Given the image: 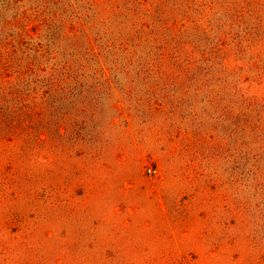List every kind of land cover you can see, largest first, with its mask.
<instances>
[{
	"label": "trees",
	"instance_id": "trees-1",
	"mask_svg": "<svg viewBox=\"0 0 264 264\" xmlns=\"http://www.w3.org/2000/svg\"><path fill=\"white\" fill-rule=\"evenodd\" d=\"M75 1L78 7L71 0H0V145L7 138L9 143L14 141V145H10L12 150L15 147L27 151L37 145L41 152L37 157L49 162L47 166L40 163L29 175L23 167H18L12 175V184L1 186L16 190L14 186L18 188L20 181H26L27 185L21 184L22 190L28 191L23 195L37 191L42 198H39L41 201L31 197L22 199L23 209L14 210L17 217L25 215L32 207L38 213L39 224L62 228L65 240H69L58 247H43L37 253L38 261L30 262L26 254H16L14 261L20 259L18 264H58L61 259H64L62 264H200L188 259L184 239L175 246L168 237L170 232L179 231L183 225L165 226L152 199L123 191L126 182H152L145 173V159L137 156L141 151L133 147L128 135L125 136L126 129L115 123V118L123 116L122 121L128 124L126 128L134 118L137 128L161 124L160 130L169 142L175 132L176 137H184L183 140L187 135L193 136L189 146L196 149L194 155L201 154L202 161L209 160L206 168H212L215 165L212 160L222 157L219 150L222 144H216L212 149L217 151L210 152L209 145L200 140L203 133L209 132L210 122L202 120L199 127H195L193 121L201 120L207 110L195 115L192 106L201 99L216 109L214 104L221 98L223 87L233 89L237 73L218 60L229 54L232 45L236 47L252 35L251 20H258L257 26L264 27V0H210L208 13H213V17L205 21L207 26L196 20V14L191 13L194 8L190 10L187 0H177L172 7L170 0ZM86 9L89 13H85ZM203 10L200 18L205 14ZM36 13L39 15L33 17ZM104 14L109 25L107 27L104 22L100 30L96 18ZM32 17L47 28L46 34L39 33L41 41L45 42L34 44L28 35L26 24L31 23ZM154 41L159 42L157 47L151 45ZM190 43L197 49L202 46L200 43L203 44L206 64L205 61L193 64L190 60L183 61L184 47ZM239 51L241 56L253 60L252 54L244 53L245 49ZM251 70L249 67L243 73L254 77L253 81L257 78L264 81V71L258 76L251 74ZM200 71L216 76L219 87L215 99L212 91L202 93L200 87L197 93L180 89V85L185 84L194 87L196 73ZM106 73L110 78H118L115 85ZM97 76L101 77L100 81H96ZM170 77H174L176 83H171ZM187 77V83H179L181 78ZM163 79L169 81L168 85L161 83ZM92 80L95 83H90ZM169 85L172 87L168 90ZM152 87L156 89L152 90ZM103 89L106 91L100 92ZM113 89L121 92L120 101L124 105L120 109L111 103ZM42 90H45L43 94ZM238 99L232 109L246 106V100ZM260 104L262 102L248 103L246 110L249 111L245 114L247 123L254 126V130L261 129L257 138H262L263 142L262 149L256 154L259 161L252 168L241 165L236 159L233 161H236L235 169L241 166V177H245L246 182L250 185L255 182L264 190V105ZM9 105L13 107L8 109ZM188 107L191 108L187 110ZM192 114L195 115L193 119ZM227 119L229 125L235 123V126L240 115L233 110ZM139 135H142L141 131ZM143 144L146 148V143ZM148 148L153 147L148 145ZM75 152L90 159L86 167L89 176L82 185L91 195L98 191L94 190V183L99 161L107 162L104 166L111 173L106 183L99 187L101 194L91 196L90 207L74 211L66 209L62 214L49 216L51 210L47 211L45 204L50 193L63 185L69 191L80 185L79 171L85 164L71 160L70 154ZM187 152L188 146L178 153L176 162L181 160L184 164L182 155ZM119 154L127 155L125 163L117 159ZM191 156L188 170L198 162ZM160 158L165 166V178L156 184L171 183L174 172L168 168L169 159L162 155ZM247 164L251 165L250 161ZM203 174L205 176L199 180L203 184L216 183L217 178H222L221 175L212 178L208 171ZM230 178L234 183L241 182L235 176ZM230 181L223 180V185L233 186ZM165 201L169 208L173 207L169 196ZM134 204L137 207L130 216L129 232L114 234L116 227L121 228L124 209ZM117 205L123 209L119 215L114 211ZM145 219L150 220V229L143 226ZM258 226H264V219L259 220ZM261 233L263 237L257 239L260 246L262 243L258 250L262 251L260 254L264 253V231ZM43 239L51 240L44 233ZM209 239L192 245L200 249L209 243ZM16 248L19 252V247ZM198 257L202 258L204 254L200 253ZM260 264H264V257Z\"/></svg>",
	"mask_w": 264,
	"mask_h": 264
},
{
	"label": "rangeland",
	"instance_id": "rangeland-1",
	"mask_svg": "<svg viewBox=\"0 0 264 264\" xmlns=\"http://www.w3.org/2000/svg\"><path fill=\"white\" fill-rule=\"evenodd\" d=\"M71 1L75 7H78L75 0ZM155 1L156 0H152V2ZM175 1L177 0H170L171 7L172 4L174 5ZM187 1L190 10L194 8V11H191V13L196 14V20L204 26H207L205 21L213 17V13H208V11H210L209 8H211V4L209 3L210 0ZM203 9H205V14L201 19L200 16L201 11H204ZM85 13H89V9H86ZM37 15H39V13H36L33 17H37ZM216 16L218 17L219 14L215 15V17ZM33 17L31 19L32 21H30L31 23L26 24V28L28 35L32 37V42L38 44L44 41H41L42 38L39 37L40 31L46 34L47 28L42 27L43 25L40 24L41 21H36L37 18L33 19ZM40 18L43 19V15H41ZM106 18L105 14L96 18L97 26L100 30H102L104 22L108 27L109 23H107ZM258 24V20H251V25L253 26L249 27L251 28L252 35L249 38H245L238 46L235 47V45H232L229 49L230 55L228 54L218 60L221 61V64L229 65L230 71L237 73V77L233 79V89L229 90L222 86L224 88L222 96L224 97L221 96L220 99H216V104H214V106L217 107L216 109L211 108L207 100L202 102L200 101L201 99H198L199 101L197 100L198 102L192 106L195 108V115L201 114L204 109L207 110V113L201 116V120L198 121L197 119L193 121L195 127H199L202 120L210 122L209 132L203 133L200 136V140L209 145L208 148H210V152L216 150L212 149L216 144H222V146H220L222 148L219 149L222 151V157H217L215 160H212L215 164L212 168H206V163L209 160L202 161L201 154L198 153L196 156L194 155L196 149H191V146H189L193 136L187 135V139L183 140L184 137H176L177 132H175L172 141L169 142V138H166L160 130L161 124L156 126L151 124V126L147 128L145 126L137 128L134 118L132 124L126 128L125 125L128 124L122 121L124 120L123 116L122 118H115V123L118 125L120 124L121 127L126 129L125 136L128 135L127 137L131 141L133 147L141 151L139 154L137 153V156L145 159L147 165L145 173L148 175L147 179L152 182L150 184L145 181L126 182L122 186L123 191L135 195L138 194L143 198L152 199L155 202L156 211L161 215L165 226H169L172 223L183 225V228L179 231L170 232L168 237L171 238L175 246L180 243V239H184V247L187 250L188 259L192 263L260 264L261 259L264 257V253L260 254L262 251H258L261 250L260 247L262 243L260 242V246L257 242L259 241L257 240L258 237L262 236L261 232L264 231V226H258L259 220L262 221L264 219V190L260 189V185H256L255 182L252 185H250L249 181L246 182L245 177H241L243 173L241 166L235 169L236 164L234 165L236 161H239L241 165H247L250 168L256 166L255 163L259 161V156H256V154L262 149V138L257 140V138L260 137L259 133L261 134V129L258 127L257 130H254V126L247 123L248 121L245 114L249 111L246 110L248 103H254L256 105L262 102L264 105V81L260 78L253 81L254 77L243 73V71H248L249 67H252L253 71L251 70V74L253 75L262 74L264 71V36H262L264 32L261 34L264 27L259 28L257 26ZM158 44V41L151 42V45L156 47ZM200 45L202 46L198 49L195 47V44L190 43L186 45L184 47L186 54L183 61L190 60L192 64L205 61L206 51L203 48V44L200 43ZM242 48L245 49L244 53L252 54L251 59L253 60L239 54V49ZM201 65L204 67V64ZM196 74L197 77H195L194 87L193 85H187L186 87L185 84V86L180 85V89H182V91H187L186 89H188L187 92L197 93V89L200 87L203 90L202 93H209L208 91H212V97H216V91L219 87L216 76L213 74L209 75L204 71H200ZM106 75L107 78H110L109 73H106ZM223 75L226 77V74ZM101 77L97 76L96 81H100ZM109 80L115 85L118 78L116 77L113 79L112 77ZM168 80L171 83H176L174 77H170ZM188 80V77L181 78L179 83H187ZM169 81L163 79L161 83L166 85ZM90 83L95 82L92 80ZM206 86L209 87L208 90L203 89ZM171 87L172 86L169 85L168 90L169 88L171 89ZM151 89L155 90L156 88L152 87ZM104 91H106V89L100 90V92ZM44 92L45 90H42L41 94ZM112 93L113 99L111 103L114 107L120 109L124 105V103L120 101L121 92L118 89H113ZM238 98L244 101L246 100V106L243 107L239 104L240 106L236 110L232 109V106L234 107L235 104H238ZM262 104H260V106ZM12 107V105H9L8 109ZM189 108L191 107H188L187 110H189ZM233 110L240 115V120L236 122L235 126H233L235 123L229 125L227 119L229 112L231 113ZM195 115L192 116V119ZM140 131L142 135H139ZM143 142L146 143V148H144L145 144H143ZM10 145H14V141L9 143V138L0 145V264H18L21 260L14 261L15 257L18 256L16 254H26V257H30L27 258L30 262L38 261L40 257L37 256V253L42 251L41 249H43V247H58L66 243V241H69L68 239L65 240L62 228H57L53 224H39L36 219L38 213L32 209V207L29 208L27 211L28 213L26 212L25 215L17 217V213L14 210L23 209V204H21L22 199L31 197V199L34 198L35 200H39V198H42V195L39 197L40 193L37 191H33L29 196L23 195L28 192L21 188L22 182L25 185L28 184L26 181H20L21 183L18 185L19 189L14 186L16 190L1 186V184H12V175L18 167H23L24 172L29 175L28 173L34 172L40 163L47 166L49 162H46L44 158L37 157V154L41 153L40 147H37V145H33L27 151L15 147L12 150V146ZM148 145H151L153 148H148ZM187 146L189 152L182 155L184 164L181 160L180 162H176V158H178L176 156ZM231 146L232 151L230 150ZM9 148H11L12 151H10ZM3 151H7V153L4 154L2 153ZM154 151H156V153ZM56 152L57 151L53 153V156L56 155ZM160 155L165 159H169L167 162L168 168L169 170L172 169L174 172V178L172 177L171 183L156 184L158 181H162L165 178V174L163 173L165 166ZM191 155H193V158L198 162L195 167L192 166L194 168L188 170L190 167L189 162L192 161ZM70 156L72 161L78 160L85 164L79 171L80 177L78 178V183L80 185L78 188L74 189V191H69V188L63 185L60 189L58 187L51 192L49 201L45 204V209H47V211L51 210V213H48L49 216L54 217L62 214L66 209H68V211H74L75 209L90 207L91 203L89 200L91 196H98L101 194L99 187L106 183L108 175L111 173L104 166L107 162H102V160L99 161V172L96 174L94 183V190L98 189V191L91 195L90 191L86 190L85 186L82 185L84 179L89 176L86 167L90 159L84 155L80 156L79 153L76 152L70 154ZM117 157L120 162L125 163L127 155L119 154ZM131 157L134 156L132 155ZM233 159H236V161H233ZM247 161H250L251 165H248ZM170 164L172 167H170ZM195 168L196 170H194ZM206 171L210 173L211 177L213 176L212 178L217 175H221L222 178H217L218 181L216 183H212L211 181L209 184H203L199 182V180L205 176L203 173ZM232 176L241 179V182L234 183L233 179L230 178ZM226 179H231L230 182H232L233 186L223 185V180L225 182ZM109 190L111 191V188H109ZM46 196H48V194H46ZM167 196H169V199L172 201V208H169L165 201V197ZM34 204L38 205V203ZM34 204H32V206ZM134 207H137V205H129L128 208L124 209L125 218L120 222L121 228H119V226L116 227L114 234L129 232L128 228L132 226L130 216L134 215ZM114 208V211L118 213V215L123 210L122 207L118 205ZM143 226L150 229V220L145 219ZM43 233L46 237L51 238L50 241L52 242L45 241L43 239ZM208 237L211 239L208 240L209 243L206 242L207 245L200 249L193 247L194 245L192 244L194 242H205ZM11 243H14V245L11 246ZM16 246L19 247V252H16V250H18ZM200 253H203L204 257H198ZM246 257H250V260L247 261ZM202 261H204V263H201ZM62 263H64V259L58 261V264Z\"/></svg>",
	"mask_w": 264,
	"mask_h": 264
}]
</instances>
